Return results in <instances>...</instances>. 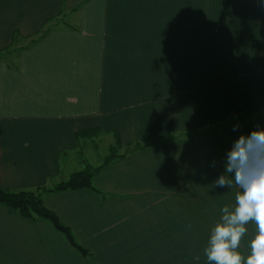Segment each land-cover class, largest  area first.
<instances>
[{
	"label": "crops",
	"instance_id": "crops-1",
	"mask_svg": "<svg viewBox=\"0 0 264 264\" xmlns=\"http://www.w3.org/2000/svg\"><path fill=\"white\" fill-rule=\"evenodd\" d=\"M0 124L10 191L101 166L86 131L146 147L97 175L99 192L44 195L87 257L0 204V264H209L238 190L214 182L233 142L264 128V0H0Z\"/></svg>",
	"mask_w": 264,
	"mask_h": 264
},
{
	"label": "clouds",
	"instance_id": "clouds-1",
	"mask_svg": "<svg viewBox=\"0 0 264 264\" xmlns=\"http://www.w3.org/2000/svg\"><path fill=\"white\" fill-rule=\"evenodd\" d=\"M238 130V126L234 127ZM215 187L230 189L235 185L234 206H224L222 217L211 229L204 248L209 264H264V128L241 134L226 154L224 173ZM250 222L255 236L250 241V254L237 249Z\"/></svg>",
	"mask_w": 264,
	"mask_h": 264
},
{
	"label": "trees",
	"instance_id": "trees-1",
	"mask_svg": "<svg viewBox=\"0 0 264 264\" xmlns=\"http://www.w3.org/2000/svg\"><path fill=\"white\" fill-rule=\"evenodd\" d=\"M99 131H86L80 135L86 138H94L99 135ZM2 136V126L0 124V137ZM116 143L112 146L110 155L105 159L103 164L97 168L88 167L82 172L74 173L67 181L59 183L52 189L40 188L36 191H10L0 187V204L18 212L23 218L28 220H36L38 218L49 221L54 228L62 233L69 241V243L79 251L84 257L89 255V252L77 240L73 231L66 226L60 218L46 208L44 204V195L51 193H58L64 191H78V190H93L99 192L94 187V179L97 175L105 171L108 166L117 159L124 158L131 153L138 152L142 147L137 144L134 151L117 153V150H123L121 138L119 134H115ZM157 145V144H155Z\"/></svg>",
	"mask_w": 264,
	"mask_h": 264
},
{
	"label": "rangeland",
	"instance_id": "rangeland-1",
	"mask_svg": "<svg viewBox=\"0 0 264 264\" xmlns=\"http://www.w3.org/2000/svg\"><path fill=\"white\" fill-rule=\"evenodd\" d=\"M113 137L115 136L99 135L91 139L89 149L86 150V153H89L91 157V161L95 163H100L110 155V149L112 146H115L116 143L114 140L115 138L113 139ZM124 152H127L126 148L120 151L117 150V153L119 154H123Z\"/></svg>",
	"mask_w": 264,
	"mask_h": 264
}]
</instances>
